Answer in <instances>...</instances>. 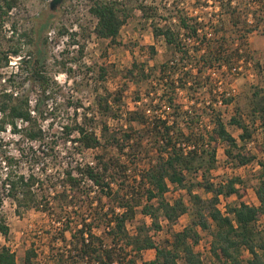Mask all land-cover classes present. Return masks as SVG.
Wrapping results in <instances>:
<instances>
[{
  "label": "trees",
  "instance_id": "obj_1",
  "mask_svg": "<svg viewBox=\"0 0 264 264\" xmlns=\"http://www.w3.org/2000/svg\"><path fill=\"white\" fill-rule=\"evenodd\" d=\"M18 4L17 0H0V28ZM219 5L225 12L224 17L197 20L187 15L178 16L176 30L168 24L166 17L164 23L155 20L150 22L153 37L163 38L173 55L182 60L189 58L191 50L183 44L180 30L189 40L198 36L197 43L202 52L198 65L183 66L181 62L172 64L168 57L154 65L134 60L130 67L123 70L124 80L136 85L149 84L144 92H137L132 99L136 104L135 109L117 113L120 110L121 92L116 96L106 92L95 101L99 116L104 118L98 120L96 127L90 123L95 120L96 111L92 107H82V111L78 112L81 106L78 102H75L70 121L60 124L63 144L69 142L77 150L92 148L96 153L94 164L76 167V175L72 169L65 168L60 190L53 195L57 200L56 205L46 202L42 207L44 212L56 218L68 217L66 222L62 221L58 226L56 235L52 236L61 243L48 249L46 264H139V260L142 264H204L199 253L194 250L200 237L197 227L203 231L210 230V253L220 264H264V236L255 225L264 216V163L258 160L261 170L253 189L256 204L243 199L245 190L239 176L213 183L209 175L216 162L215 141L226 145L224 153L234 159L235 164L245 165L255 157H247L240 152L242 145L228 131L221 112L210 108L207 115L212 127L208 129L199 123L202 115L196 113L195 107L185 108L177 98L179 89H193L189 79L206 70H220L224 66L226 71L223 70V74L229 77L227 70H231L234 62L244 56L242 46L245 54L250 56L246 45L248 35L260 27L264 31V0L252 10L253 19L250 22L240 17L239 12L242 11L232 5V0H219ZM138 9L145 17L146 6L140 4ZM87 11L94 20V35L119 44L117 38L120 28L130 17L125 3L118 0H89ZM12 27L17 30L15 23H12ZM208 29L212 36H208ZM66 32L65 26L58 28L59 34ZM27 33H19V37L27 36ZM82 48L83 45L80 52ZM146 48L150 52L148 58H152L154 46L148 45ZM19 50L18 46L7 50L0 45V68L9 62V55H16ZM28 54H32V51H28ZM31 62L32 83L37 82L42 93H46L55 82L41 64L34 65L36 59ZM254 64L260 72L262 65L258 61ZM97 70L98 77L103 78L107 68L98 66ZM204 78L207 79L206 76ZM208 90L212 94V89L208 87ZM225 94L226 91H221L220 101L227 104L233 97ZM213 99L217 101L215 96ZM115 105L118 109L116 112L113 111ZM251 106L254 119L264 121V86H253ZM119 115L124 117L121 126L111 127L107 124L106 119H116ZM45 118L46 113L41 111L38 116L31 113L27 94L14 95L11 91L1 90L0 131L9 125L13 133L21 130L24 137L36 140L40 145L47 131L38 125V120ZM19 122L22 126H18ZM227 122L242 130L239 136L243 142L251 137L248 124L239 113L230 116ZM51 124L50 121L47 128ZM234 149L237 150L235 153ZM140 162L147 163L130 178L127 174L128 163L138 166ZM6 172L2 184H8V194L15 202L16 210L19 211L20 207H38V197L46 189L43 182L31 172L26 177L21 173L12 175L10 171ZM193 175H199L201 181L191 182L190 177ZM45 178L49 181L52 177L45 174ZM86 180H90L91 185ZM36 181H39L38 189L33 191L31 188ZM170 186L184 189L195 215L189 224L172 232L169 239L156 243L148 232L161 228L160 219L174 223L187 210L181 197L172 201L166 198ZM194 186L202 187L211 196L202 199L194 192ZM232 195L236 196L237 203H225L222 212L218 207L219 198L227 199ZM75 200L78 202L74 203ZM73 205L80 210L85 208L88 219L83 213H77L74 220L69 221ZM136 211L148 216L150 224L142 222L131 234L127 223L134 218ZM0 233L4 236L8 233L2 218ZM148 249H154V256L144 260L142 253ZM36 257L35 248L30 246L23 252L21 261L23 264H38L32 259ZM0 264H18L17 254L9 245H0Z\"/></svg>",
  "mask_w": 264,
  "mask_h": 264
},
{
  "label": "rangeland",
  "instance_id": "obj_2",
  "mask_svg": "<svg viewBox=\"0 0 264 264\" xmlns=\"http://www.w3.org/2000/svg\"><path fill=\"white\" fill-rule=\"evenodd\" d=\"M17 1L18 6L12 9L0 28V45L7 50L18 46L20 50L16 55H9V62L0 68V92L5 90L15 92L17 95L27 94L36 107L35 114L38 116L41 111L47 115V118L38 120V125L47 131V135L43 140V145L37 146L38 142L24 137L21 130L16 133L7 129L0 131V218L8 228L7 236L0 233V245H9L15 251L18 264H23L21 261L23 252L32 246L37 253V257L32 259L38 264H46L45 254L48 249L61 243L52 238L60 226L57 221L66 222L68 217L63 215L64 220H59L54 215L42 210L46 202H49V205L53 203L56 205L57 201L53 195L47 192V189L38 197V207H20L19 211L16 210V206L2 184L4 172L10 171L12 175L32 172L39 176L42 175V177L45 174L51 177L57 176L64 167L62 162L66 161L62 154L65 149L59 125L70 121L75 110V102L81 105L79 111H82L84 107H92L96 111L95 120L90 122L93 127L97 126L98 120L104 119L99 116L95 101L97 97H102L106 92L111 96H116L121 92L118 106L120 110L117 113L122 114L124 111L135 109L136 104L132 99L137 92H144L149 84L145 82L136 85L124 80L122 72L130 67L134 60L147 61L149 65H154L168 57L172 64L181 62L183 66L198 65L202 54L197 43L198 36L189 40L183 30H180L179 36L183 38V44L191 50L189 58H192L182 60L177 58V55H173L163 38L153 37L151 21L164 23V19L167 18L168 24L176 30L178 16L187 15L197 20L216 19L218 16L224 17L225 12L220 7L219 0H118L125 3L130 17L120 28L117 38L120 43L113 44L108 40L96 37L92 32L94 20L87 11L89 0H63L52 10L48 6L50 0ZM261 1L263 0H232V5H236L239 11H242L239 12L240 17L250 22L253 19L252 10L257 8ZM140 4L146 6L145 17L138 9ZM12 23L17 25V30H14ZM60 26L66 27L65 34L58 33ZM24 31L28 32L27 36L19 37V33ZM207 31L208 36H212L210 29ZM71 33H75V35H71ZM81 45L83 48L80 52ZM148 45L154 46L155 53L151 56L152 58H148L150 54L146 48ZM231 45L233 44L231 43ZM246 45L250 52L247 53L250 56L245 54L244 46H242L244 56L234 62L231 70H227L230 73L229 77L223 74V70L226 69L224 66L220 70L215 68L206 70V72L189 79V85L193 89H179L177 98L185 108L194 106L193 109L196 113L202 115L199 123L206 125L208 129L212 127L207 115L210 108L221 112L228 131L236 138L237 143L243 146H241L240 152L247 157L253 155L255 158L245 165L235 164V160L228 158L224 153L226 145L215 141L217 146L216 162L209 178L213 183H220L231 176H239L245 190L243 199L248 203H257L253 189L257 184L261 170L258 160L264 163V121L258 118L254 119L252 115L251 93L253 86H264V31L261 30V27L248 35ZM28 51H32V54H28ZM248 58L249 60H247ZM33 59L37 60L34 65L41 64L45 72L55 82L53 87L47 89L46 93H42L37 82L32 83L33 76L30 71L32 66L29 62L33 63ZM256 61L262 65L259 68L262 69L260 72L254 64ZM98 66L107 68L103 78H99L97 75ZM208 87L212 89V94L208 92ZM221 91H226V94L232 96L233 100L227 104L218 102L221 100ZM213 95L217 101H214ZM102 103L104 104V102ZM116 105L113 106L114 112L118 110ZM238 113L241 119L248 124L251 133V137L247 138L246 142H243L239 136L242 130L227 122L230 116H236ZM50 121L52 122L51 127L47 128V123ZM106 121L111 127H118L124 123V117L119 115L116 119L109 118ZM235 151L237 150L234 149L233 153ZM95 153V149L86 151V158H92ZM3 160L5 163L2 162ZM144 163L140 162L138 166L128 163L127 174L129 177L138 173L146 165ZM190 181L196 183L201 179L199 175H193L190 177ZM193 190L204 200L211 196L200 186H194ZM91 195L92 192L89 194V198ZM165 195L170 201L181 197L187 210L176 220L177 226L174 223H168L164 218L160 219L161 228L158 231L151 229L148 232L156 243H163L165 239H169L172 232L189 224L195 215L194 207L184 189H175L170 186V190ZM77 202L75 200L74 203ZM223 203H237V198L234 195L227 199L220 197L218 205ZM84 209L80 210L78 206L73 205L69 213V221L74 220L77 213L86 214L84 216L88 219L87 211H83ZM142 222L149 225L150 218L136 211L134 218L127 223L129 233H134L135 227ZM255 225L262 230L261 235L264 236V216ZM197 231L201 243L195 249L203 251L201 255L203 262L205 264H220L206 250V244L211 238L210 230L203 231L197 227ZM154 252V249L145 250L142 253V259L152 258ZM243 253L246 254L245 251ZM139 264H142L140 260Z\"/></svg>",
  "mask_w": 264,
  "mask_h": 264
},
{
  "label": "built area",
  "instance_id": "obj_3",
  "mask_svg": "<svg viewBox=\"0 0 264 264\" xmlns=\"http://www.w3.org/2000/svg\"><path fill=\"white\" fill-rule=\"evenodd\" d=\"M14 95H16L17 93H13ZM218 102H221L220 100H218ZM29 104H30V109H31V113L33 114V115H35V110H34V104H33V101L31 100V98L29 97ZM78 111H79V108L77 109ZM49 123H47V125H48ZM18 126H21V122H19V124H18ZM60 126V125H59ZM6 129L7 130H10V126L9 125H7V127H6ZM59 129H60V127H59ZM34 142H38V141H36V140H33ZM43 145V143H40V145H39V143L37 144V146H42ZM64 151H62V154H63V157L66 159V161H64V162H62L63 163V168L61 169V171L60 172H58V175L57 176H53L52 178H51V180H47L46 178L44 179V176L42 177V175H40L39 176V174L38 175H36V173H33V175H35L38 179H40L42 182H43V187H46V189H47V192H49V194L50 195H54L55 193H57V191L58 190H60V187H61V182H60V180H61V178H62V174H63V170L65 169V168H68V169H72V171H73V174H77V172H76V167H79V168H82L83 166H85V165H93L94 164V162H95V159H94V156H92V158H89V159H87L86 158V151H92V150H94V149H92V148H86V149H83V150H77L76 148H75V146H73L71 143H69V142H66V144H64ZM95 155V154H94ZM3 163H5V161L3 160L2 161ZM74 169V170H73ZM6 171L4 172V175H3V178H2V181L4 180V178L6 177ZM30 173V172H29ZM29 173H21V174H24V176L26 177ZM32 173V172H31ZM50 182H52L53 184H50ZM88 185H91V181L90 180H86L85 181ZM38 184H39V181H36L35 182V184L32 186V190L33 191H35V190H37L38 189ZM50 185H52V186H50ZM8 184L6 183V184H4V188H5V190H6V192H7V194H8ZM45 189V190H46ZM8 196H9V194H8ZM10 197V196H9ZM11 199V198H10ZM12 201H13V199H11ZM13 204H14V206H16V204H15V202L13 201ZM218 207H219V209L222 211V212H224V209H225V207H224V203L223 204H221V205H218ZM83 211H85V209L83 210ZM84 215H86V214H84ZM59 220H64V217H62L61 219H59ZM59 224L58 225H60L61 224V222L62 221H57ZM174 225L175 226H177V223H176V221L174 222ZM184 227V225L183 226H181L180 227V229L181 228H183ZM200 243H201V238H199V240H198V242H197V244L195 245V247L196 246H200ZM195 247H194V250L196 251V249H195ZM197 248V247H196ZM206 250H208V252H210V239L208 240V243L206 244ZM196 252H198L199 253V255H200V258L202 259V253H203V251L202 250H200V249H197V251ZM202 261H203V259H202ZM204 263V262H203ZM115 264H117V263H115ZM205 264V263H204Z\"/></svg>",
  "mask_w": 264,
  "mask_h": 264
},
{
  "label": "water",
  "instance_id": "obj_4",
  "mask_svg": "<svg viewBox=\"0 0 264 264\" xmlns=\"http://www.w3.org/2000/svg\"><path fill=\"white\" fill-rule=\"evenodd\" d=\"M63 0H50L49 1V9H55L58 5H60L62 3Z\"/></svg>",
  "mask_w": 264,
  "mask_h": 264
},
{
  "label": "crops",
  "instance_id": "obj_5",
  "mask_svg": "<svg viewBox=\"0 0 264 264\" xmlns=\"http://www.w3.org/2000/svg\"><path fill=\"white\" fill-rule=\"evenodd\" d=\"M254 204H256V203H254ZM155 253V252H154Z\"/></svg>",
  "mask_w": 264,
  "mask_h": 264
}]
</instances>
